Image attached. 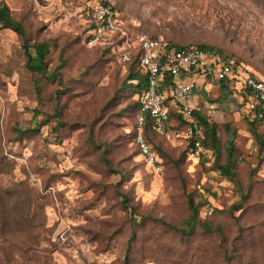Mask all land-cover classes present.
<instances>
[{"label": "rangeland", "instance_id": "rangeland-1", "mask_svg": "<svg viewBox=\"0 0 264 264\" xmlns=\"http://www.w3.org/2000/svg\"><path fill=\"white\" fill-rule=\"evenodd\" d=\"M95 1L0 0L30 45L49 43L46 74L32 72L21 39L0 24V264H264V143L241 86L200 77L189 97L170 100L218 126L221 164L235 134L239 186L211 148H191L177 119L167 133L144 131L151 164L134 145L126 67L87 45ZM104 1L133 38L206 46L264 79V0ZM257 130L264 142V124ZM191 198L211 231H178Z\"/></svg>", "mask_w": 264, "mask_h": 264}, {"label": "built area", "instance_id": "built-area-1", "mask_svg": "<svg viewBox=\"0 0 264 264\" xmlns=\"http://www.w3.org/2000/svg\"><path fill=\"white\" fill-rule=\"evenodd\" d=\"M91 17L95 27L90 31L86 42L88 47L112 46L117 61L126 66L138 56L143 72L147 75V89L138 97L140 102L135 128V145L142 157L151 164L156 155L144 135L147 119L150 118L154 130L164 134L169 131L172 121L170 109L175 108L186 122L188 138L195 131V149L202 150L203 132L193 116L191 105L178 101L172 105L175 96L189 97L193 79H205L219 82L229 80L240 85L247 97V116L259 107L264 111V79L244 72L231 59L212 50H203L196 46L179 48L163 38H154L146 34L129 35L120 24L119 14L104 0H96L91 5ZM166 77L172 78V84H166ZM170 93V94H169ZM168 94L171 97L168 98ZM178 94V96H177ZM177 96V97H176ZM185 99V98H184Z\"/></svg>", "mask_w": 264, "mask_h": 264}, {"label": "trees", "instance_id": "trees-1", "mask_svg": "<svg viewBox=\"0 0 264 264\" xmlns=\"http://www.w3.org/2000/svg\"><path fill=\"white\" fill-rule=\"evenodd\" d=\"M88 16H89V20H90L89 29H88V32H89L95 27V24L92 21L91 15H88ZM0 24L4 28H8V29L13 30L21 39V41L23 43V48L25 51V56L27 58V62H26L27 68L30 71L36 72L38 74H42V75L46 74V68H47L46 57H47V54L49 51V43L48 42H42V43L30 45V40H29V37L26 33L24 26L22 25L21 22L15 20L12 17L9 8L4 4H0ZM173 45L176 47H179V48L190 47V46H180V45H175V44H173ZM199 48L203 49V50L216 51L213 49H209V47H206V46H200ZM93 49H98L102 54H104L108 58L117 60L115 55L112 52V46H107L104 48L103 47H95ZM216 52L220 53L225 58H228L227 56H225L220 51H216ZM228 59H230V58H228ZM235 64H236V62H235ZM124 67H126L125 70L128 74L127 81L131 84V88H133V90H135V95L137 97H139L147 89V86H148V78H147V75L143 72V70L141 68L139 57L138 56L134 57L132 62H130L129 64H127ZM172 82L173 81H172L171 77H166V84L168 86L171 85ZM218 83L222 84L223 87H221V88L223 89V91L228 90L230 92H234V90H235L233 81L223 80V81H219ZM171 98H169V100ZM246 102H247V99H246ZM178 105H181V103L178 102ZM136 106H137V111L139 112L140 102H139L138 98L136 99ZM192 113H193V116L195 117L198 125L202 128L203 137H204L203 141H202V150H203V148H205V149L211 148L216 154V161H215L216 168L221 172L222 175L226 176L230 181H232L234 184L239 186V182L237 180V175L235 172L236 165H235V160H234V154L236 151L235 144H234L235 134L230 133V131L227 130L229 138H230L228 141V147H227V159H226V162L224 164H221V162H220L221 156H220L219 138H218V134H217L218 126L216 124L211 123L208 120V118L203 116L199 110L193 109ZM58 116H59V113H56L55 117H58ZM170 117L172 120L177 119L178 121H180V123H183V124L186 123L182 119V117L177 114L175 108L170 109ZM247 123L249 124L250 132L253 134L256 141L260 145H263L264 142L262 140V135L258 132L257 128H258L259 124H261V125L264 124V111L261 110L259 107H257L256 110L252 112V116L247 118ZM30 130H32V129H28L27 131H25V133L29 132ZM145 130L157 132L154 130V127L152 125L150 118L147 119V125H146ZM194 136H195V131H193V137H191V139H192L191 148L192 149H195V145H194L195 144V137ZM134 145H135V142H134ZM135 147H136V145H135ZM136 149H137V147H136ZM137 151H138V149H137ZM189 206H190V211H191L190 217L185 222V225L183 226V228L178 229V231L182 235H189V234H193L198 226H200L204 230L211 231L212 228L210 227V225H208L206 223H201L199 221L198 207L194 204L192 198L190 199ZM240 206L235 207L237 211L242 209V207H240ZM218 230L221 232L220 228H218Z\"/></svg>", "mask_w": 264, "mask_h": 264}, {"label": "crops", "instance_id": "crops-1", "mask_svg": "<svg viewBox=\"0 0 264 264\" xmlns=\"http://www.w3.org/2000/svg\"><path fill=\"white\" fill-rule=\"evenodd\" d=\"M195 80V79H194ZM190 103H191V100H190Z\"/></svg>", "mask_w": 264, "mask_h": 264}]
</instances>
